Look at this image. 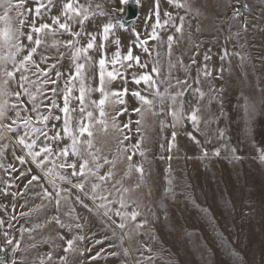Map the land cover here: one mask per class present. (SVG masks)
<instances>
[{"label": "rangeland", "instance_id": "rangeland-1", "mask_svg": "<svg viewBox=\"0 0 264 264\" xmlns=\"http://www.w3.org/2000/svg\"><path fill=\"white\" fill-rule=\"evenodd\" d=\"M81 2L88 3V0ZM181 2L185 3V7L177 8L168 4L167 0H161L160 16L162 21L166 19L164 12L167 11L173 15L176 24L180 23L179 17L184 16L183 35L176 34L171 24L166 29H158L162 40L149 41L146 45L149 52L135 46L136 37L132 29L135 28L141 38H145L146 33L151 31L155 17L147 23L146 18L154 6V0H140L139 17L134 25L127 31H116L121 40L122 54H126L131 46L133 55L139 56L141 64H146L147 67L127 70V83L118 79L110 84V91L127 87L129 92L123 97L125 104H116L110 100L106 105L108 131L104 132L99 128L95 130L96 146L109 159L115 160V180L108 184V188L116 180H122L123 187L131 190L125 194V202L135 201L141 213L136 223L144 220L147 223L143 228L137 229L130 220L121 221L115 216L109 219L104 215L105 209L98 207L102 202L90 199V182L86 183L84 191L72 186L79 180L71 177V170L66 173L61 170L62 174L71 179V183L56 181L60 188L70 190L62 193L57 209L54 199L50 201L43 198L41 184L49 192L53 191L44 173L31 162L26 150L17 142V136L24 130L21 128L19 132H10L6 128H0V220L4 222L0 226V245L5 243V231L9 237L20 241L15 257L11 247L5 252V264H9L13 258L18 264H40L41 258L49 252H52L53 259L45 260L44 264H264V160L260 159L264 153V0H230L232 5L239 2L242 7L243 14L238 20L231 18L232 8L225 7L226 0ZM245 3L248 4V10H243ZM91 4L94 10L99 4L104 12L112 13L115 10L119 15L124 14L127 5H122L120 0H91ZM33 7V0H26L24 9H14L10 13L12 27L20 28L16 13L24 11L28 23L22 30L27 33L32 16L28 15L26 9ZM59 9L60 3L57 0L51 15H56ZM2 12L3 9H0V14ZM107 19L108 17L102 18L100 22ZM245 21L246 32L240 27ZM44 22L51 23L48 14L43 19L36 20V25ZM0 27H3V22H0ZM78 27L77 25L76 28ZM89 27L91 29V25ZM237 32H240L238 38L234 35ZM170 34L175 35L177 40L173 44L171 58L167 47V36ZM70 38L67 34L55 37L59 41ZM46 39L47 45L38 49L34 59L39 62L41 55L51 57L46 64H41V68L57 64L56 69L51 72V79L56 78V71L62 72L64 77L57 87L63 89L64 80L72 68L71 59H61L60 53L67 52V49L49 47L53 37ZM21 40L25 45L28 44L26 36ZM81 43L86 41L82 40ZM225 49L229 56L222 60ZM107 51L111 55L115 51V45L109 44ZM236 52L240 56L232 55ZM194 54L196 64L192 65ZM205 54L211 57L206 63L212 70V75L207 78L201 76L197 85L194 82L197 69L204 65ZM90 55L94 60L99 59L98 52ZM241 56L244 57L243 60ZM181 59L183 66L178 63ZM153 66L160 70L159 76L153 74V77L161 93H165V89L175 92L177 89L170 86H174L177 79H188L193 89L199 87L205 93L200 102L199 131H195L187 119L181 120L175 128L172 127L173 117L169 114L171 101L167 94L163 103L157 98L154 107L144 106L140 114L133 111L134 108L141 107L139 100L132 96L133 91H139L141 95L153 99L155 90L147 89L143 82L135 84L132 73L152 74ZM85 75L87 86L98 87V65H89ZM2 79L0 78V86L8 92L20 90L16 82L19 74L16 81H9L8 85H2ZM74 95H79L78 90ZM99 98V92L94 91L89 95V100ZM0 99L17 103L14 96ZM55 99L62 107V96ZM197 99L198 94L194 97L191 92L186 93L185 114L191 112ZM22 100L29 109L32 107L27 96H23ZM72 107L77 108L74 116L78 120L79 102L74 101ZM121 108H127V111L117 116ZM6 114L8 118L0 120V123L11 124L12 119H16L15 110L8 108ZM29 114L22 113L23 116ZM53 115L62 116V113L56 111ZM113 117H116V123L121 128L124 124H129V128L123 133L130 137L125 142L126 145L141 141L140 151L144 154L141 156L138 151L133 162L142 165L143 177L134 171L129 176H124L127 165L120 159L123 153L117 151V138L121 134L112 128ZM137 121L140 123L137 124ZM52 123L57 129L62 128V120ZM173 131L177 132V137L175 147L169 152L168 142ZM188 132L192 133L199 144L187 136ZM67 143L69 141L65 139L60 146ZM217 148L220 149L219 156L213 155ZM204 149L208 152L207 156L202 155ZM20 156L25 157V164L16 159ZM234 156L239 159L233 158ZM8 165L16 170L13 171ZM107 170V167L104 168L101 174ZM20 172H25L26 175L20 177ZM32 175L39 176L40 180L25 188ZM13 193L17 195L13 196ZM77 196L93 210L89 211V208L77 202ZM115 198L114 196L113 199ZM118 207L119 204L113 205V211ZM127 211H132V208L129 207ZM57 216L65 225L79 223L83 227H73L71 231L61 229L54 220L49 222L50 218ZM121 222L126 223L127 227L121 229L116 226ZM9 224L12 225L11 228L8 227ZM21 229L30 231L22 232ZM60 235L65 240L77 235H83L86 239L75 241L72 248L65 252L66 243L59 239ZM97 240L103 243L97 245ZM89 248L90 252L87 250ZM101 248L106 250L103 256L91 261L90 257ZM111 253L117 255L113 256ZM60 257H64V260ZM145 257L151 259L146 260Z\"/></svg>", "mask_w": 264, "mask_h": 264}, {"label": "snow or ice", "instance_id": "snow-or-ice-1", "mask_svg": "<svg viewBox=\"0 0 264 264\" xmlns=\"http://www.w3.org/2000/svg\"><path fill=\"white\" fill-rule=\"evenodd\" d=\"M57 0H33L34 7L26 9L28 15L32 16L31 24L29 26V31L25 33L22 29L25 26L27 17L24 11H18L16 13L17 19H19L20 28H13L11 25L10 13L14 9H24L26 0H0V9H3L2 14H0V22H3V27H0V78L2 79V85H8L9 81H16L17 74H19L18 83L19 91L15 93L8 92L4 87L0 86V98L12 97L14 96L17 103H10L8 99H0V120L7 117L6 110L8 108L15 110L16 119H12L11 124L0 123V128H6L10 132H19L22 128L24 131L22 134L17 136V142L19 145L23 146L26 150V155L30 157L31 162L36 165L37 168L41 169L44 173L45 179L51 185L53 191L49 192L47 188L41 184L43 191V198H47L50 201L55 200L57 209L60 206V199L63 192L70 191L69 189H62L56 183L57 180L66 181L71 183V179L61 173L71 170V177L78 178L79 182L73 184L72 186L80 191L85 190L86 183H91V194L90 199L93 202L101 201L98 207L104 208V215L112 219L113 216L118 217L121 221H131L135 224L136 228H143L147 223L146 220L136 223L138 216L141 215L138 207H136V202L129 200L125 202V194L129 193L131 190L123 187L122 180H116L112 184L111 188H108V184L115 180V172L113 171L115 167V160L109 159L108 156L104 155L102 149L98 148L95 143V130L101 129L104 132L108 131L109 124L107 120V113L105 111L106 105L111 100L116 104L123 105L125 100L123 97L128 94L129 89L124 87L120 90L110 91L109 86L113 81L118 79L126 80L127 70L133 69L134 67L146 68V64H141L140 57L134 56L132 52V47L129 46L126 54L121 52V40L119 36L116 35V31L128 30V24L125 22L123 17L115 15V10L112 13H106L101 9V6L97 4L95 10L91 4V0L88 3H82L81 0H59L60 9L56 15H51V12L56 7ZM122 5L132 3L136 7L140 6V0H120ZM167 3L173 5L177 8L185 7V3L181 0H167ZM160 5L161 0H154V6L150 10L148 17L146 18V23L155 17V22L151 25V31L146 33L145 38H141L139 32L132 29L133 35L136 37L135 46L141 48L144 52H149L146 47L149 41H161L160 32L158 29H166L170 24L175 28V33L180 36L183 35V28L185 23V17H179V24L175 23V18L173 15L167 11L164 12L166 19L161 20L160 16ZM225 7H231L232 13L231 18L238 20L242 8L239 2L235 5L230 3V0H226ZM243 10H248V4L243 5ZM123 11V9H121ZM45 14H48L51 23H40L39 26L36 25V20L43 19ZM108 17L104 22H100L102 18ZM79 26L76 28V26ZM91 25V29L90 26ZM241 30L247 31V22L243 23ZM199 31V29H197ZM58 34H67L70 39L59 41L55 37ZM237 38L240 32L234 34ZM28 44L25 45L21 38L25 37ZM53 37V41L49 47H54L59 50L60 47L67 49V52H61L60 58L64 59L69 57L71 59L72 68H70L67 78L64 80V88L60 89L57 87L59 81L64 77V74L60 71L55 72V79H51V72L56 69L57 64H50L45 68H41V64H46L51 57L47 55H41L40 61L37 62L34 57L38 54V49L43 45H47V37ZM85 40L86 43H81ZM175 35L167 36V47L168 55L171 58L173 44L176 43ZM109 44L115 45V51L109 55L107 48ZM198 47V45H197ZM92 52L99 53V59L94 60L93 56L90 55ZM26 53V54H25ZM195 55L191 60L192 65L196 64ZM232 55L240 56V53H232ZM229 56V52L225 49L221 59H225ZM243 56L241 59L243 60ZM204 65L197 69V76L195 78V83L199 85L200 77L205 78L212 75V70L208 67L207 61L211 57L205 54ZM178 63L183 66V60H179ZM98 65V78L99 85L96 88H92L86 85V72L89 65ZM159 69L155 66L152 68V74L147 72L137 74L132 73V81L139 85L143 82L147 89H154L153 99H148V97L141 95L139 91H133L132 96L136 97L141 103L140 108H134L133 111L140 114L144 106L148 108L154 107L156 99L159 98L160 102L163 103L165 94L167 98L171 101L169 104V114L173 117L172 127L175 128L177 124L183 120L187 119L193 125L195 131H199V123L201 117L199 115L201 108L200 102L204 99L205 93L201 91L199 87L193 89L188 82L185 80H176L174 86L177 90L175 92H169L165 89V93L159 91L156 80L153 77L159 76ZM223 71V69H221ZM30 74V75H29ZM77 84L79 87L77 88ZM50 86V87H49ZM35 88V91L32 89ZM78 90L79 95H74V92ZM99 92V100H89V95L92 92ZM191 92L195 97L198 94V99L196 104L192 107L190 113L185 114L184 112V97L186 93ZM27 96L28 102L32 105L29 109L26 104H24L22 97ZM57 96H62L63 106L61 107L57 100ZM49 101L48 103H45ZM74 101L79 102L78 111L80 117L77 120L74 113L77 108L72 107ZM92 110H89V109ZM56 111L62 113L61 115H53ZM127 111V108H121L120 112L116 115H122ZM30 113L29 115L23 116L22 113ZM98 112V115H97ZM46 113V114H45ZM10 119V118H9ZM63 121L62 128L57 129L56 125L52 121ZM140 121H137L139 124ZM162 127L163 122H161ZM15 125V127H13ZM39 125V126H37ZM51 125V126H50ZM112 128L121 134V137L117 138L118 152L123 153L120 157L121 160L126 162L127 170L124 176H129L133 171L138 173L141 177L144 175V169L141 164L134 163L133 157L139 151V154L143 156V152L140 151L141 141H137L134 145H126L125 142L130 139L129 136L123 135V133L129 128V124H124L121 128L116 123V117L112 118ZM139 131V129H138ZM54 133V134H51ZM187 136L193 140L195 143L196 138L191 132L186 133ZM221 137L223 132L220 133ZM87 136V139L84 137ZM177 137V132H172V138L168 142V150L175 147V140ZM67 139L69 143L60 145L63 141ZM233 153L235 150H232ZM203 156H207L208 152L206 149L202 152ZM213 155L219 156L220 149L217 148L213 151ZM239 159V157H233ZM21 164H25L26 160L24 156L16 157ZM171 159V156H169ZM261 160H264V153L260 156ZM2 166V165H0ZM12 168V165H8ZM107 167V171L101 174L102 170ZM15 171V168H12ZM31 170L29 169V172ZM25 172H20V177H24ZM51 177V179H48ZM40 177L37 175H32L31 179L25 185L28 188L34 181H39ZM9 186H11L9 184ZM138 188L139 185H136ZM5 194L7 190L5 189ZM87 194V193H86ZM16 196V193L12 194ZM116 197L113 199V197ZM77 202H79L83 207L89 208L87 204L81 200L79 196L76 197ZM119 204V207L113 211V205ZM131 207L132 211H127ZM93 209L89 208V211ZM15 219V217H13ZM76 219H79L77 217ZM55 221L61 229L67 228L69 231L73 227L80 229L83 226L79 223L75 225H65L61 222L59 217H52L50 221ZM3 221L0 220V226L3 225ZM113 223H116L113 220ZM117 227L123 229L127 227L124 222L117 223ZM9 228L12 227L11 224L8 225ZM21 231H30L28 229H21ZM5 237V243L0 245V253L7 251L9 247L12 249L13 257L19 250L20 241L15 240L14 237H9L7 231L3 233ZM59 239L65 241L66 247L64 251H69L74 242L77 240L83 241L86 239L83 235L74 236L72 239H66L63 235L59 236ZM103 241L97 240L95 244H101ZM111 247V245H109ZM147 248V246H144ZM89 252L91 248L87 249ZM151 251V249H147ZM105 249L101 248L99 252H96L94 256L90 257L91 261L99 260L105 253ZM83 255V252H81ZM115 256L116 253H111ZM125 255H127V250H125ZM106 258V257H105ZM53 259L52 252L47 253L45 257L41 258L40 264H44L45 260L51 261ZM64 260V257H60ZM146 260L151 259L150 257H145ZM0 264H5L2 256H0ZM9 264H18V261L13 258Z\"/></svg>", "mask_w": 264, "mask_h": 264}, {"label": "water", "instance_id": "water-1", "mask_svg": "<svg viewBox=\"0 0 264 264\" xmlns=\"http://www.w3.org/2000/svg\"><path fill=\"white\" fill-rule=\"evenodd\" d=\"M139 10H140V6L136 7L134 4L129 3L126 5V9L123 15H119L117 14V12H115V15L123 17L125 19V22L128 24V28H130L131 26L134 25L135 21L139 17ZM242 14L243 13L241 12V16ZM0 256L3 257L4 261L6 260L5 252L0 253Z\"/></svg>", "mask_w": 264, "mask_h": 264}]
</instances>
